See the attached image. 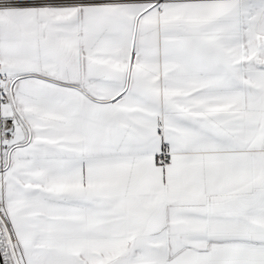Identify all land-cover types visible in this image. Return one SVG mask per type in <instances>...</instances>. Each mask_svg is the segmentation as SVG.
Segmentation results:
<instances>
[{"label":"snow or ice","instance_id":"6c2138e0","mask_svg":"<svg viewBox=\"0 0 264 264\" xmlns=\"http://www.w3.org/2000/svg\"><path fill=\"white\" fill-rule=\"evenodd\" d=\"M0 264H264V0H0Z\"/></svg>","mask_w":264,"mask_h":264}]
</instances>
